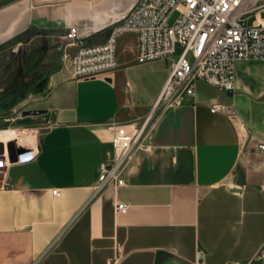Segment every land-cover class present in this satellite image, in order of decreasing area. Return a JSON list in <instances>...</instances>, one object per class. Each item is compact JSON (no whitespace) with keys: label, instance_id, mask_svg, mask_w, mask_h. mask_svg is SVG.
Here are the masks:
<instances>
[{"label":"crops","instance_id":"crops-1","mask_svg":"<svg viewBox=\"0 0 264 264\" xmlns=\"http://www.w3.org/2000/svg\"><path fill=\"white\" fill-rule=\"evenodd\" d=\"M136 1L0 0V49L28 31L56 53L34 106L50 118L37 154L0 182V264H248L264 245V59L237 60L232 91L198 81L183 105L154 109L124 183L95 190L110 124L143 119L171 60L137 62L127 31L114 69L75 78L64 35L74 26L84 42L102 41Z\"/></svg>","mask_w":264,"mask_h":264},{"label":"built area","instance_id":"built-area-1","mask_svg":"<svg viewBox=\"0 0 264 264\" xmlns=\"http://www.w3.org/2000/svg\"><path fill=\"white\" fill-rule=\"evenodd\" d=\"M176 11L173 23L168 20ZM264 0H137L127 13L114 22L104 40L87 43L77 36L72 26L65 33L67 40L62 58L69 60L75 78L105 75L117 66L118 37L131 31L136 34L137 62L171 60V70L150 111L140 121L112 122L111 149L98 166L94 183L96 191L108 184L124 183L121 171L141 143L147 121L156 109L183 105L202 81L225 91L235 88V63L239 59H264ZM253 14L250 23L245 19ZM72 47V49L70 48ZM212 112L231 113L224 104H213ZM19 111L0 121V171L11 163L28 162L37 154L36 138L46 127L40 123L19 124ZM32 136L30 144L27 138ZM9 143L13 146L11 158ZM264 151V141L259 142ZM259 187L264 195V168ZM10 185L9 183H6ZM55 196L58 187L51 188ZM116 210L125 212L128 204L116 201ZM248 264H264V245L249 259Z\"/></svg>","mask_w":264,"mask_h":264},{"label":"rangeland","instance_id":"rangeland-1","mask_svg":"<svg viewBox=\"0 0 264 264\" xmlns=\"http://www.w3.org/2000/svg\"><path fill=\"white\" fill-rule=\"evenodd\" d=\"M177 12L174 11L168 22L175 20ZM264 16V15H263ZM250 19L246 20L249 23ZM30 32H24L17 40H11L0 49V119L19 111L37 105L39 97L43 94L45 74L51 68V60L56 53L46 39H33L28 41ZM40 119L32 122L19 123L32 125L40 123L45 127L50 123L48 115L40 114ZM1 121V120H0ZM3 172L0 171V182ZM6 184V183H5Z\"/></svg>","mask_w":264,"mask_h":264},{"label":"water","instance_id":"water-1","mask_svg":"<svg viewBox=\"0 0 264 264\" xmlns=\"http://www.w3.org/2000/svg\"><path fill=\"white\" fill-rule=\"evenodd\" d=\"M45 109L43 108H31V109H24L22 110L21 114L22 117L17 119V122L19 123H26V122H32L39 120L40 114L44 113ZM1 143H0V151H1ZM9 149H10V154L11 158H13V146L12 143H9ZM164 264H182L181 262L175 260V259H168L164 262Z\"/></svg>","mask_w":264,"mask_h":264},{"label":"bare ground","instance_id":"bare-ground-1","mask_svg":"<svg viewBox=\"0 0 264 264\" xmlns=\"http://www.w3.org/2000/svg\"><path fill=\"white\" fill-rule=\"evenodd\" d=\"M31 138H32V136H31Z\"/></svg>","mask_w":264,"mask_h":264}]
</instances>
